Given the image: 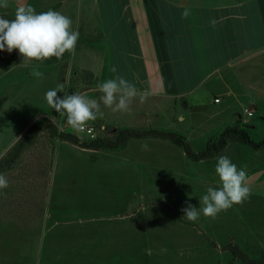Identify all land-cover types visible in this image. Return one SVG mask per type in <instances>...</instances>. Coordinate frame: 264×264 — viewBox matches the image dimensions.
I'll return each instance as SVG.
<instances>
[{
	"label": "rangeland",
	"instance_id": "1",
	"mask_svg": "<svg viewBox=\"0 0 264 264\" xmlns=\"http://www.w3.org/2000/svg\"><path fill=\"white\" fill-rule=\"evenodd\" d=\"M110 2L7 0L8 6L0 7V15L10 19L22 5L37 12L60 11L80 32L74 51L59 59L23 63L18 49L0 51V160L11 156L41 117L52 120L59 131L85 139L47 104L45 93L55 88L60 97L82 94L96 83L93 68L102 49L91 51L85 29L104 19L109 30ZM98 118L97 113L88 123L98 127L99 137L108 135L112 121ZM251 120L243 125L255 141L264 139V107ZM82 149L45 127L0 171L9 181L0 196V264H245L226 249L230 243L264 263V247L235 204L215 217L201 214L189 221L182 209L187 203L199 206V192L191 191L197 187L185 177L152 176L144 185L146 178L111 157L110 150ZM260 155L253 170L264 168V151ZM115 202L124 208H113Z\"/></svg>",
	"mask_w": 264,
	"mask_h": 264
},
{
	"label": "crops",
	"instance_id": "2",
	"mask_svg": "<svg viewBox=\"0 0 264 264\" xmlns=\"http://www.w3.org/2000/svg\"><path fill=\"white\" fill-rule=\"evenodd\" d=\"M110 6L108 31L104 19L85 29L86 45L102 50L93 68L96 83L82 95L92 93L89 99L100 103L99 84L117 76L134 84L138 94L128 111L101 103L100 121H112L115 128L181 133L196 152L227 127L252 124L245 109L255 116L264 107V0H111ZM146 88L151 95L142 103ZM143 144L149 150H142ZM84 150H110L111 157L146 178L144 185L152 176L185 177L197 187L191 191L199 192L198 202L209 187L221 186L216 157L229 156L246 169L250 188L235 206L264 247V168L252 169L260 165L264 146L231 141L215 157L200 161L190 160L172 141L154 137L130 138L120 149ZM114 204L124 208L122 202Z\"/></svg>",
	"mask_w": 264,
	"mask_h": 264
},
{
	"label": "clouds",
	"instance_id": "3",
	"mask_svg": "<svg viewBox=\"0 0 264 264\" xmlns=\"http://www.w3.org/2000/svg\"><path fill=\"white\" fill-rule=\"evenodd\" d=\"M7 0H0V7H7ZM186 18L188 11L183 13ZM213 25L216 23L212 21ZM80 37L79 29L73 27L70 16L60 11L49 9L37 12L31 5L18 6L14 18L0 15V51L12 53L19 51L23 63L30 60L42 61L55 57L61 58L65 52L74 51ZM22 63V64H23ZM39 77L41 73L34 71ZM102 95L97 100L89 99L80 93L58 96V90L53 88L45 93L47 104L61 117H66V123L73 128L84 131L88 121L95 120L101 103L112 107L113 111H128L133 98L138 94L134 84L123 76L110 78L99 84ZM151 95L150 88L140 94L143 103ZM144 151L149 150L148 144L141 145ZM215 172L219 177V188L209 187L206 194L199 199V208L187 203L183 208V218L197 221L202 215L215 217L219 212L231 208L234 204L241 203L250 194L247 184V172L239 167L227 155L216 157ZM9 187V181L0 173V196L5 195L4 189Z\"/></svg>",
	"mask_w": 264,
	"mask_h": 264
},
{
	"label": "trees",
	"instance_id": "4",
	"mask_svg": "<svg viewBox=\"0 0 264 264\" xmlns=\"http://www.w3.org/2000/svg\"><path fill=\"white\" fill-rule=\"evenodd\" d=\"M63 57L64 55L61 58ZM45 127L48 128L54 136L57 135L63 140L70 141L74 144L80 145L83 148L91 150L120 149L126 145L130 138L135 137L142 138L152 136L168 139L181 147L185 151L187 157L193 161H200L215 157L231 141L249 144L255 149L264 146V139L255 141L252 138L247 125H235L227 127L220 135L210 137L205 148L198 152L192 149L185 135L155 128L141 131L130 128L114 127L108 135L100 136L95 139L85 138L83 141H81L80 138L74 133L59 131L56 124L48 117H41L36 122H34L30 126L29 130L21 137L11 156L8 159L0 160V171L13 164L19 157L21 151L27 145H29L31 141H33L38 136L39 132ZM226 249L230 251L235 258L241 260L245 264H264L258 260L250 258L249 255L238 245L230 243L227 245Z\"/></svg>",
	"mask_w": 264,
	"mask_h": 264
},
{
	"label": "built area",
	"instance_id": "5",
	"mask_svg": "<svg viewBox=\"0 0 264 264\" xmlns=\"http://www.w3.org/2000/svg\"><path fill=\"white\" fill-rule=\"evenodd\" d=\"M220 99L217 98L215 101H219ZM245 113L248 116H253L254 115V111L250 110V109H245ZM77 132L79 133H83L85 135L86 139H95L97 137H99V133H98V127L93 124V123H86L84 131H79L76 129Z\"/></svg>",
	"mask_w": 264,
	"mask_h": 264
}]
</instances>
